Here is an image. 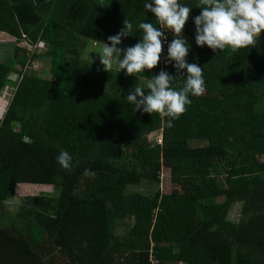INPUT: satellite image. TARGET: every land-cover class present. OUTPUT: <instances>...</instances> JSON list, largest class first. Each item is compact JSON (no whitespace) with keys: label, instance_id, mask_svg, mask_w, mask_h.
Returning <instances> with one entry per match:
<instances>
[{"label":"trees","instance_id":"obj_1","mask_svg":"<svg viewBox=\"0 0 264 264\" xmlns=\"http://www.w3.org/2000/svg\"><path fill=\"white\" fill-rule=\"evenodd\" d=\"M146 2L0 0V33L49 47L38 57L45 77L27 69L24 48L0 60V103L5 87L16 88L0 119V204L19 184L59 191L27 198L13 219L0 213V264H151V256L158 264H264V33L243 49L195 45L187 62L203 68L206 91L190 95L168 127L167 117L136 111L126 97L137 86L147 94L161 70L183 87L186 70L177 76L167 63L171 31L157 67L142 73L106 72L76 57L87 40L108 43L125 19L133 30L121 48L139 42L141 22L161 30ZM178 2L192 8L182 35L195 41L199 0ZM11 73L22 76L19 84ZM157 131L161 143L149 142ZM61 150L72 157L70 170L57 163ZM162 166L184 193L126 191L158 181ZM85 169L96 175L77 192Z\"/></svg>","mask_w":264,"mask_h":264},{"label":"clouds","instance_id":"obj_2","mask_svg":"<svg viewBox=\"0 0 264 264\" xmlns=\"http://www.w3.org/2000/svg\"><path fill=\"white\" fill-rule=\"evenodd\" d=\"M197 7L202 9L194 19L195 42L199 47L207 45L214 52L225 48H248L254 46L256 38L264 33V0H199ZM144 8L154 14L163 30H158L152 23L141 22L138 27L143 30V35L139 42L121 48L118 45L133 30L132 22L125 19L123 28L116 35L109 36L108 43L102 42L99 60L106 72L113 68L114 62L119 72L126 70L127 75L154 69L161 60L162 42L167 39L164 28L171 31L174 38L167 48V63L175 62L172 66L177 76L186 70L187 78L184 79L183 87L174 89L171 84L175 77L161 70L148 80L147 94L143 87L137 86L127 95L126 100L135 105L136 111L167 117V126L172 127V122L179 119L192 103L189 96L199 97L206 91L203 68L197 63L187 62L190 45L182 37L192 8L178 0H150L144 4ZM56 160L62 168L71 169L72 157L66 150H61ZM91 174L90 169H85V176Z\"/></svg>","mask_w":264,"mask_h":264},{"label":"rangeland","instance_id":"obj_3","mask_svg":"<svg viewBox=\"0 0 264 264\" xmlns=\"http://www.w3.org/2000/svg\"><path fill=\"white\" fill-rule=\"evenodd\" d=\"M103 1V0H101ZM182 37L187 41V43L190 45L189 54L186 57V60L191 57V51L192 48L197 45L195 41L190 40L191 38H187L182 35ZM174 36L171 32V39L170 43L173 40ZM86 47L84 49L80 48L79 51L76 54V57L78 59L92 61V62H99V55L102 53V47L103 44H95L92 41H85ZM15 47H21L26 49V57L28 58V64H30L27 69H33L38 71L37 73L41 74V76L45 77L44 72L46 71L45 68V62L42 61L40 58H38L40 55L45 54L48 50V42L41 39H38L35 44H30L27 41H18L15 37H12L11 35L7 33H0V60H4L8 56H13L14 48ZM13 50V52H12ZM49 64V62H47ZM112 69H118V65L114 62ZM20 74L16 75L15 73H11L9 80L13 83L19 84L21 80ZM16 92V88L12 86H7L4 88L2 95H4V98H2L0 103V118H3L5 111L9 105V102L11 101L13 95ZM161 136V131L152 132L148 135L149 142L157 141L158 138ZM195 143L194 145H196ZM93 174L85 176L81 178V180L78 183L77 192L80 191L85 187V185L92 180L96 173L92 172ZM159 180H150V179H141L139 183L134 185H129L126 188V191L128 192H137L144 195H151L155 191H159L162 194H182L185 192V189L182 184L174 183L171 179V174L168 168L161 167L159 169ZM59 193L56 186L51 184H19L16 186L15 194L12 198L9 200L4 201L0 204V213L7 214L8 218L13 219L18 215L20 212V207L23 205L27 198L30 197H36L40 194H52L57 195ZM242 202L237 201L234 202L230 208L228 219L235 221L237 220L240 215V208H241ZM135 220V217L130 218L126 221L124 225L121 226L119 233L125 234L126 231L131 227ZM2 227V226H1ZM151 264H158L157 261L154 259L153 256H151ZM177 264H184L183 262H179Z\"/></svg>","mask_w":264,"mask_h":264},{"label":"built area","instance_id":"obj_4","mask_svg":"<svg viewBox=\"0 0 264 264\" xmlns=\"http://www.w3.org/2000/svg\"><path fill=\"white\" fill-rule=\"evenodd\" d=\"M163 26L160 24V28H162ZM161 30H163V29H161ZM164 35L167 37V39L165 40V41H163L162 43H163V51H162V55H163V53H164V51H165V48H166V46H167V43H168V35H167V32H166V29L164 28ZM162 137V135L160 136V138H158L157 139V143H161V138Z\"/></svg>","mask_w":264,"mask_h":264}]
</instances>
